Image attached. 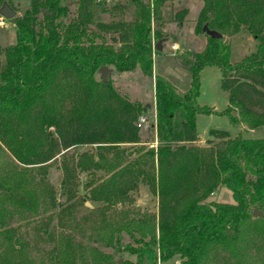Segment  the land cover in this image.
Instances as JSON below:
<instances>
[{
    "label": "trees",
    "instance_id": "trees-1",
    "mask_svg": "<svg viewBox=\"0 0 264 264\" xmlns=\"http://www.w3.org/2000/svg\"><path fill=\"white\" fill-rule=\"evenodd\" d=\"M165 1L128 0L129 19L105 20L98 13L110 11L106 0H28L11 19L14 42L0 48V264H158L174 256L180 264H257L250 255L264 244V135L241 132L264 133V0H201L192 28L204 46L177 59L189 76L181 93L153 72L155 43L168 36ZM3 3L15 11L12 0ZM241 30L256 46L231 64L227 38ZM207 65L219 68L227 93L219 113L239 131L209 130L200 145L195 118L210 110L196 99ZM102 66L138 67L151 77L152 105L96 78ZM140 116L148 120L144 131H154V147L136 127ZM140 185L157 197L156 212L134 203ZM220 185L233 203L208 199ZM80 186L91 205L84 214L77 212ZM46 211L70 228L56 235L42 219L53 241L36 259L10 220ZM82 221L92 231L85 242L75 238Z\"/></svg>",
    "mask_w": 264,
    "mask_h": 264
},
{
    "label": "rangeland",
    "instance_id": "rangeland-1",
    "mask_svg": "<svg viewBox=\"0 0 264 264\" xmlns=\"http://www.w3.org/2000/svg\"><path fill=\"white\" fill-rule=\"evenodd\" d=\"M67 2L68 0H64ZM118 0H111L106 3L107 7L111 6L113 3H116ZM125 3H128V0H124ZM189 16L193 17L197 11V0H185ZM28 0H12V4L15 8V15L21 14L28 6ZM162 6V5H161ZM75 5L72 6L74 8ZM161 10V8H160ZM105 20H110L117 17V14L113 13L112 11L107 12L104 14H99ZM178 15L173 18L170 16V19L164 22L168 25L166 26L167 31L165 32L167 36V40L163 41L162 43L159 42L161 49L160 55L155 56L153 62V72H159L164 77L169 78L170 81L176 86V89L183 90L187 81L189 80V76L187 72H184L180 66V63L177 59L182 55L187 45V38H185L186 34L182 36V38H175L176 34L175 31L172 29L173 23L179 20ZM189 18V17H187ZM163 19V15H162ZM6 25L0 26V48L2 46H6L7 44L14 42L15 33L13 32V23L11 19H5ZM193 24V22H192ZM163 25V26H164ZM174 31V33H172ZM196 35V34H195ZM194 39L192 45H194L197 49H200L204 46L203 40L204 37L202 34H198ZM177 45L180 49L183 48L181 54H172L171 46ZM227 44L229 45V55L228 60L231 64L234 62L240 61V59L249 54L250 52L254 51L256 43L253 37L248 33L246 30H241L234 34L233 36L227 38ZM154 46V44H153ZM194 46H190L194 49ZM155 48V46H154ZM192 49H190L192 51ZM194 51V50H193ZM0 66L3 65V56L0 57ZM110 72L107 77L112 81L114 86L120 90L125 91L129 96L134 99L139 100L143 104H147L148 107L153 103V96L151 95V90L153 86V79L151 77L144 76L140 69L136 67L132 71H116L112 66L110 67ZM167 69V70H166ZM166 70V71H165ZM96 78H99V74L96 73ZM199 88H198V96H197V103L199 106L207 107L210 112L200 113L196 115L195 118V127L197 128V132L199 138L205 139L208 138L209 130H225L229 133L231 137L235 136L239 129L234 126H231L228 118L225 114H220L219 112L226 107L227 105V93L223 91L220 87V70L216 66L207 65L201 68L199 72ZM148 119L153 116L151 111L145 112ZM141 131L142 137L148 141L149 147L155 146L154 140L151 142L152 137L154 135V131ZM242 136L245 138H255V137H262L264 135L263 130L261 127L254 128L251 133H246L244 131L241 132ZM196 144L203 145V142H195ZM147 145V144H145ZM88 146H79L76 147L77 151H83L87 149ZM59 169L57 166H52L50 168L49 176L50 181L56 185L59 178ZM83 174L78 175V180L84 182ZM84 190L82 187H79L78 190V202L79 205L77 206V212L79 214L86 213L84 208H89L90 202L85 200L84 197ZM133 201L137 205L138 208L146 209L148 211L156 212V201L157 197L152 195L147 187L140 185L136 191L133 192ZM208 199L216 202H226V203H233L232 193L225 185L218 186L211 195L208 196ZM258 209L254 208V211ZM258 213H260L258 211ZM28 216V215H27ZM88 216V213H87ZM46 220V229L50 232L55 231H69L68 227L70 224L66 221L64 217L57 212L53 211H46L43 214H36L29 216L27 219L15 215L11 220V226L17 229L21 234V244L23 248H26L29 253L34 256L36 259H41L46 256V253L51 249L52 239L48 237L43 231L42 228L44 225L42 224L41 220ZM80 228L75 233V238L78 240L86 241L87 238L90 237L92 231L89 230L88 225L89 223L86 221L79 222ZM108 251H112L111 248L107 249ZM106 250V251H107ZM251 258H253V262H257V264H264V244L256 242L255 248L251 251ZM114 259V254H113ZM178 261L177 257H173L163 262H158V264H176ZM180 264V260H179Z\"/></svg>",
    "mask_w": 264,
    "mask_h": 264
},
{
    "label": "crops",
    "instance_id": "crops-1",
    "mask_svg": "<svg viewBox=\"0 0 264 264\" xmlns=\"http://www.w3.org/2000/svg\"><path fill=\"white\" fill-rule=\"evenodd\" d=\"M111 0H106V2H109ZM201 6V0H197V6H196V11L197 13L193 16V17H190L189 16V12H188V7H187V4L185 2V0H166L162 6H161V12H162V15H163V21H167V19H170V16H173V18L176 16V14H180L179 16V20L178 21H175L173 23H170L173 25V30L174 31L172 33L176 34L175 38H182V36H184V34H186L185 38H187V47L186 49L190 50L192 49L190 46H194L192 45L193 42L195 41L194 39H196V35L194 34L193 32V28H192V22L195 20L197 14H198V10H199V7ZM110 11H112L113 13L117 14L119 17H123L125 19H129L130 18V10H131V7L128 3H125L124 0H118L116 1V3H113L111 6L108 7ZM189 17V18H187ZM168 24L165 23V25L162 27V30L164 32L167 31V26ZM192 43V44H191ZM203 44H204V40H203ZM201 49V48H200ZM200 49H197L195 46H194V51H200ZM183 51V48L181 47L180 48V53L178 54H181ZM111 69V68H110ZM167 70V69H166ZM165 70V71H166ZM183 90H179V89H176V92L177 93H181ZM151 95L153 96L154 98V95H153V86H152V90H151ZM253 130V129H252ZM252 130H248L246 131V133H251ZM256 138V137H255ZM207 138H199V135H197V142H203L204 140H206ZM176 264H179V260L176 262Z\"/></svg>",
    "mask_w": 264,
    "mask_h": 264
},
{
    "label": "water",
    "instance_id": "water-1",
    "mask_svg": "<svg viewBox=\"0 0 264 264\" xmlns=\"http://www.w3.org/2000/svg\"><path fill=\"white\" fill-rule=\"evenodd\" d=\"M15 15V11H13L9 5H7L6 3H3L1 5V8H0V16L4 17L5 19H12ZM203 30L205 31V33L207 35H209L210 37L212 38H217L220 36V34L218 32H215V31H212V30H209L205 27H202ZM155 48L160 50L161 49V46L159 44V42H156L155 43ZM110 72V69L107 67V66H102L98 69V74H99V77L101 80L105 81L107 75L109 74ZM258 214V211L255 210L253 211V217H255L256 215Z\"/></svg>",
    "mask_w": 264,
    "mask_h": 264
},
{
    "label": "built area",
    "instance_id": "built-area-1",
    "mask_svg": "<svg viewBox=\"0 0 264 264\" xmlns=\"http://www.w3.org/2000/svg\"><path fill=\"white\" fill-rule=\"evenodd\" d=\"M5 26V18L0 16V26ZM172 48V54H178L180 53V49L177 47V45H173L171 46ZM136 127H139L141 129H145L148 127V120H146V118L144 116H140L136 122Z\"/></svg>",
    "mask_w": 264,
    "mask_h": 264
}]
</instances>
